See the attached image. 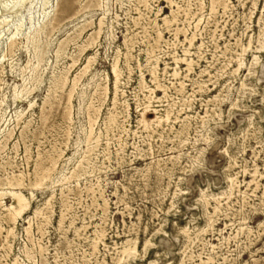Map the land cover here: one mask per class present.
Masks as SVG:
<instances>
[{"label":"rangeland","instance_id":"1","mask_svg":"<svg viewBox=\"0 0 264 264\" xmlns=\"http://www.w3.org/2000/svg\"><path fill=\"white\" fill-rule=\"evenodd\" d=\"M17 1L0 0L8 19L0 28V178L14 171L29 183L52 169L48 187L33 197L23 189L32 209L15 235L0 207V264H264V0H26L12 14ZM103 16L96 43L78 53ZM11 36L20 42L13 53ZM91 56L69 103L71 80ZM66 70V87H56ZM148 95V118L173 105L157 131L141 122ZM91 117L100 138L88 143ZM88 146L85 173L72 176ZM53 192L51 217L36 216ZM128 240L136 253L124 255Z\"/></svg>","mask_w":264,"mask_h":264},{"label":"bare ground","instance_id":"2","mask_svg":"<svg viewBox=\"0 0 264 264\" xmlns=\"http://www.w3.org/2000/svg\"><path fill=\"white\" fill-rule=\"evenodd\" d=\"M3 1V0H2ZM6 1V0H5ZM13 1V0H12ZM25 1L26 0H18L15 4L16 5H11L9 8H7L8 9V11H12V14L14 13V12H17V11H19L20 9V7L25 3ZM59 1V0H58ZM90 1V0H89ZM217 1H219V3H222L221 1H223V0H212V3L214 4L215 2H217ZM45 2V1H44ZM48 2V1H47ZM64 2V1H63ZM66 2V1H65ZM59 3V2H58ZM57 3V4H58ZM70 3V2H69ZM225 3H227V2H225ZM11 4V3H10ZM46 4V3H45ZM2 5V4H1ZM79 5V4H78ZM92 5H94V4H92ZM215 5H216V3H215ZM87 6V5H86ZM85 6V7H86ZM101 7V4L99 3V2H96V7ZM218 6V5H217ZM222 6V5H221ZM6 7V6H5ZM57 7V6H56ZM67 7V6H66ZM224 7V6H223ZM71 8V7H70ZM229 8V7H228ZM103 9V8H102ZM224 9V8H223ZM5 10V9H4ZM189 10V9H188ZM14 11V12H13ZM105 11V10H104ZM175 11V10H174ZM7 12V11H6ZM48 12V11H47ZM56 12V11H55ZM4 13V12H3ZM157 14V13H156ZM55 14H53V16H54ZM46 16H47V14H46ZM51 16V15H50ZM168 16V15H167ZM1 18H0V28L5 24V23H7L8 22V19L6 18V15H5V13H4V15H1L0 16ZM166 17V16H165ZM172 17V16H171ZM44 18H45V16H44ZM165 19V18H164ZM169 19V18H168ZM45 20H46V18H45ZM165 21V20H164ZM47 22V21H46ZM46 22H44L43 23V25L45 26L46 25ZM49 22V21H48ZM153 22V21H152ZM20 23V22H19ZM18 23V24H19ZM171 23V22H170ZM104 24H105V21H104V16L103 17H101L100 18V20H99V23H98V27L96 28V29H94L87 37H86V39H85V43L84 44H81V45H78L77 44V47H79L80 49L78 50L79 52L78 53H82V52H84V50L86 49V48H88V47H90L91 45H93V44H95L96 43V41H97V39L99 38V36L101 35V32H102V30H103V26H104ZM169 24V23H168ZM49 25H51L50 23H49ZM85 25V24H84ZM90 25V24H89ZM42 26V25H41ZM86 26V25H85ZM111 26V25H110ZM49 27V26H48ZM81 27H84V26H81ZM80 27V29H79V32L78 33H74L73 35H71V36H69V37H67L64 41H61V43L59 44V47H58V49L56 50V54L55 55H57V57H59L61 54H63L64 53V50H65V46L68 44V43H70V42H77L76 41V39L77 38H79V36H80V34H81V31H84L83 30V28H81ZM16 28V27H15ZM42 28V27H41ZM179 28V27H178ZM43 30V29H42ZM41 30V31H42ZM183 30V29H182ZM181 30V31H182ZM17 31V30H16ZM38 31V30H37ZM76 31V30H75ZM35 33H36V31H35ZM159 35V34H158ZM15 36H17V35H15ZM15 36H11L10 38H9V42H8V48H9V50H10V53H13L14 51H15V49L19 46V43L20 42H18L17 41V37L15 38ZM34 36H35V34H34ZM40 36V35H39ZM38 36V37H39ZM177 36V35H176ZM187 36V35H186ZM81 37V36H80ZM192 38V37H191ZM31 39V38H30ZM34 39V38H33ZM153 40H155V39H153ZM33 41V40H32ZM35 41H37V38L35 39ZM156 41V40H155ZM127 43V42H126ZM71 44V43H70ZM33 49V48H32ZM41 49V48H40ZM228 49V48H227ZM42 50V49H41ZM44 50V49H43ZM186 50V49H185ZM188 50V49H187ZM151 51H152V49H151ZM155 51V50H154ZM224 51V50H223ZM39 52H41L40 50H39ZM38 52V53H39ZM199 52V51H198ZM129 53V52H128ZM152 53V52H151ZM66 54V53H65ZM36 55V54H35ZM186 55V54H185ZM40 56V55H39ZM76 56V55H75ZM73 57V64H75L76 63V61H77V56L76 57ZM154 56V55H153ZM42 57V56H41ZM38 58V57H37ZM40 58V57H39ZM158 58V57H157ZM43 59V58H42ZM129 59V58H128ZM182 59V58H181ZM93 60H94V56H91V57H89L88 58V62H87V64L84 66V68H83V71H81V74H78V75H75V77L71 80V82H72V86H71V88H70V90H69V103H70V100H71V98H73L72 96H73V92L75 93V89H76V86H77V82L80 80V78L82 77V74H84V73H86L87 71H88V69L90 68V66H91V63L93 62ZM151 60V59H150ZM154 60H156V59H154ZM38 61V60H37ZM127 61V60H126ZM149 61V60H148ZM159 61V60H158ZM192 61H193V59H192ZM192 61H187V63H188V65L190 66L191 64H192ZM39 62V61H38ZM31 63V62H30ZM30 63H27V66H26V68H24L23 69V74H24V71L25 70H27V68L29 67V65H30ZM229 63H230V61H229ZM39 65V64H38ZM38 65H36V66H34L33 68H32V71H34L35 72V70L37 69V67H38ZM241 67V66H240ZM153 68V67H152ZM175 71V70H174ZM204 71V70H203ZM3 72V71H2ZM112 72H113V75H114V77H115V79H114V87H115V91H118L117 89H118V83H119V80H120V69H119V66H118V62L116 61L114 64H113V66H112ZM168 72V71H167ZM26 74V73H25ZM152 74V73H151ZM177 74V73H176ZM37 75V74H36ZM159 75V74H158ZM152 76V75H151ZM153 76H154V78H152L153 80L152 81H154V79H155V81H156V84H155V86L157 85V87L160 89H163L164 91H166V88L167 87H165L164 85H162L158 80H157V78L158 77H156L157 75L155 74V72H153ZM26 77V76H25ZM179 79V78H178ZM39 80V79H38ZM38 80H37V82H38ZM54 80V79H53ZM55 80H56V78H55ZM54 80V81H55ZM25 81V80H24ZM68 81H69V77H68V71L66 70V72H64L63 74H61L60 76H59V78L57 79V83H55L56 84V87H59L60 86V88L61 89H64L65 87H66V85H67V83H68ZM40 82V81H39ZM181 82V81H180ZM1 83H2V80H1ZM52 83V85H53V82H51ZM97 84V83H96ZM100 84V83H99ZM98 84V85H99ZM143 85V84H142ZM95 86V85H94ZM108 86V85H107ZM106 85L104 86V88H103V93L102 94H104V95H107V93H108V87H107ZM144 86V85H143ZM54 87H55V85H54ZM55 87V88H56ZM103 87V86H102ZM174 87V86H173ZM200 87V86H199ZM59 88V89H60ZM182 88L183 87H181V90H182ZM57 89V88H56ZM155 89V88H154ZM179 90H180V88H178ZM148 90V89H147ZM198 90V89H197ZM56 91H58V90H56ZM62 91H64V90H62ZM100 91V90H99ZM102 91V90H101ZM100 91V92H101ZM150 91H152V89L150 90ZM183 91H185V90H183ZM98 92V91H97ZM97 92H96V94H97ZM176 92V91H175ZM178 92V91H177ZM50 93V92H49ZM57 93V92H56ZM94 93V92H93ZM117 93V92H116ZM115 93V94H116ZM81 94H83V93H81ZM114 94V95H115ZM166 94V93H165ZM50 95V94H49ZM94 95V94H93ZM101 95V94H100ZM99 95V96H100ZM67 96H68V94H67ZM164 96V95H163ZM190 96V95H189ZM80 97H82V96H80ZM104 97V96H103ZM57 98V97H56ZM68 98V97H67ZM94 98V97H93ZM112 98V97H111ZM116 96H114V102L116 101ZM119 98V97H118ZM117 98V99H118ZM183 98V97H182ZM81 99V98H80ZM96 99V98H95ZM101 99V98H100ZM105 99V98H104ZM146 99H148V103L144 106V108H143V111H142V113H141V115H142V117H141V122H143L147 127H151L152 128V125L154 124H156V125H160L162 122H168V120L170 119V117H171V113H172V106L173 105H171L170 106V108L169 109H167L166 110V112L164 113V114H158L157 113V111H156V114H155V116H153V117H151V118H148L147 117V112H148V109H149V107H150V100H151V97L148 95V98H146ZM49 100V99H48ZM54 100V99H53ZM154 100V99H153ZM190 100V99H189ZM92 101H94V100H92ZM99 101V100H98ZM103 101V100H102ZM183 101H184V99H183ZM122 102V101H121ZM152 102V101H151ZM190 102V101H189ZM101 103H103V102H101ZM127 103V102H126ZM94 104V103H93ZM99 104V103H98ZM97 104V105H98ZM112 104V103H111ZM121 104V103H120ZM96 105V104H95ZM66 106H67V104H66ZM126 106V105H125ZM69 107V106H68ZM68 107H66V108H68ZM114 107V106H113ZM65 108V107H64ZM98 108H99V106H98ZM98 108L96 109L97 111H98ZM188 108V107H187ZM46 109V108H45ZM90 109H92V108H90ZM116 109V108H115ZM214 110V109H213ZM3 111V110H2ZM44 111V110H43ZM67 111V110H66ZM114 111V110H113ZM116 111V110H115ZM118 111V110H117ZM116 111V112H117ZM100 112V111H99ZM128 112V111H127ZM2 113V112H1ZM62 113V112H61ZM112 113V112H111ZM94 114H95V112H94ZM118 114V113H117ZM1 115V114H0ZM90 115V114H89ZM127 115H128V113H127ZM19 116V115H18ZM98 116V115H97ZM97 116H95V117H97ZM108 116V115H107ZM111 116H113V115H111ZM69 117V116H68ZM118 117H119V115H118ZM118 117H116L117 119H118ZM2 119V118H1ZM0 119V120H1ZM72 119V118H71ZM113 120H114V118H112ZM127 119V118H126ZM69 120V119H68ZM109 120H111V119H109ZM172 120V119H171ZM190 121V120H189ZM109 122H111V121H109ZM95 123H96V119H93L92 117H91V120H90V131H89V134L87 135V137L85 138V139H87V142L88 143H90L91 141H99V138H100V135H95V133H94V125H95ZM123 123V122H122ZM110 124H112V123H110ZM29 125V124H28ZM184 125V124H183ZM187 125V124H186ZM26 126V125H25ZM118 126V125H117ZM121 126V125H120ZM122 126H123V124H122ZM124 126H126V125H124ZM162 126V125H161ZM168 126V125H167ZM189 126V125H188ZM8 127V126H7ZM27 128V127H26ZM26 128H24V129H26ZM23 129V128H22ZM118 129V128H117ZM122 129V128H121ZM148 129V128H147ZM150 129V128H149ZM153 129V128H152ZM157 129V128H156ZM156 129H153V130H156ZM183 129V128H182ZM105 130V129H104ZM164 130V129H163ZM162 130V131H163ZM170 130V129H169ZM180 130H181V128H180ZM188 130V129H187ZM3 131H5V130H3ZM10 132H11V130H9ZM22 131V130H21ZM29 131V130H28ZM120 131V130H119ZM127 131V130H126ZM157 131V130H156ZM155 131V132H156ZM176 131H178V130H175V132ZM24 132V131H23ZM7 133V132H6ZM22 133V132H21ZM128 133V132H127ZM126 133V134H127ZM153 133V132H152ZM162 133V132H161ZM180 133V132H179ZM182 133H184V132H182ZM181 133V134H182ZM120 134V133H119ZM123 134V133H122ZM160 134V133H159ZM1 135H2V133H1ZM5 135V134H4ZM23 135V134H22ZM26 135V134H25ZM183 136V135H182ZM1 137V136H0ZM3 137V136H2ZM5 137V136H4ZM23 137V136H22ZM78 138V137H77ZM103 138V137H102ZM122 138V137H121ZM9 139V138H8ZM187 139V138H186ZM1 140V139H0ZM6 140V139H5ZM4 141V140H3ZM119 141V140H118ZM148 142V141H147ZM7 143V142H6ZM79 143V142H78ZM77 143V144H78ZM96 143V142H95ZM85 144V143H84ZM182 144V143H181ZM187 144V143H186ZM4 144L2 143V146H3ZM94 145H96V144H94ZM78 146V145H77ZM118 146V145H117ZM0 148H1V146H0ZM79 148V147H78ZM118 148H120V147H118ZM157 148V147H156ZM6 150V149H5ZM93 150V146H92V148L91 147H89L88 146V148H87V150L86 151H84L83 152V154H82V152L81 151H79V152H81L80 154L79 153H77V154H79V158L77 159V164L76 165H74L73 167H71V174H72V176H77V178H80V176L81 175H83L84 173H85V170H86V166L84 165V161L85 162H88V160H89V158H90V155H91V152H93L92 151ZM55 151V150H54ZM60 151V150H59ZM109 151V150H108ZM56 152V151H55ZM123 152V151H122ZM5 153V152H4ZM52 153V152H51ZM104 153H105V151H104ZM109 153H110V151H109ZM106 154V153H105ZM111 154V153H110ZM115 154H116V152H115ZM1 155V154H0ZM5 155V154H4ZM40 155V154H39ZM55 155V154H54ZM61 155V154H60ZM49 156H51V155H48V157ZM105 156V155H104ZM107 156V155H106ZM41 157V156H40ZM57 157H58V155H57ZM176 157V156H175ZM5 158V157H4ZM42 158V157H41ZM55 158V157H54ZM111 158V156L109 157V159ZM10 159H11V157H10ZM36 159H38V158H36ZM51 159V158H50ZM56 159V158H55ZM4 160V159H3ZM7 160H8V158H7ZM6 160V161H7ZM47 159H45V161H46ZM49 160V159H48ZM36 161V160H35ZM55 161V160H54ZM90 161V160H89ZM158 161V160H157ZM3 162V161H2ZM14 162V161H13ZM58 163V162H57ZM44 164H45V162H44ZM47 164V163H46ZM45 164V165H46ZM7 165H12V163L11 162H7ZM41 165V164H40ZM51 165L54 167L55 166V163H51ZM50 165V166H51ZM156 165V164H155ZM4 166V165H3ZM43 166V165H42ZM157 166V165H156ZM37 167V166H36ZM45 167V166H44ZM149 168V167H148ZM41 169V168H40ZM51 169H52V167H47V168H44L41 172H38V171H36V172H34L35 173V176H34V180H30V182L29 183H27V182H25V180H24V176H23V174L22 173H14V171L13 172H8L7 171V175H5V176H3L2 178H0V207H2L5 211H6V216H7V218H8V221H10V222H12V224L14 225L13 227H11L9 230H8V228H7V230H8V233H12V234H14L15 235V225H16V222H17V220L20 218V217H22L23 215H24V213L25 212H27V211H29V210H31L32 209V205H31V200H30V198H28V196H26L25 195V193L23 192V189H29L30 191H31V195H32V197L34 196V193H33V190H34V188L36 189V188H43V187H48V185L49 184H47V182H46V180L47 179H50V172H51ZM94 169V168H93ZM96 169V168H95ZM2 170V169H1ZM68 170V169H67ZM70 170H69V172H70ZM98 170V169H97ZM20 171V170H19ZM94 171V170H93ZM53 172V171H52ZM258 172V171H257ZM253 173V172H252ZM6 174V173H5ZM61 174V173H60ZM64 174V173H63ZM63 174H61V176H62V180L64 181V180H66V179H68V177L69 176H67V175H63ZM68 174V173H67ZM73 174H75V175H73ZM34 175V174H33ZM161 175V174H160ZM253 175V174H252ZM258 175V174H257ZM27 176V175H26ZM256 176V175H255ZM26 178V177H25ZM76 178V179H77ZM256 178V177H255ZM53 179V178H52ZM160 179V178H159ZM56 180L57 181H55V182H52L51 184H50V187L53 189V188H55V183H57L58 182V178H56ZM234 178H233V176L231 177V176H228V181L229 182H231V185H229V188H232V186H233V184H234ZM49 181V180H48ZM62 181V182H63ZM67 182V181H66ZM250 183V182H249ZM145 185V184H144ZM236 185V184H235ZM66 186H64V188H65ZM68 187V186H67ZM71 188V187H70ZM101 189V188H100ZM233 189V188H232ZM95 190V189H94ZM240 191V190H239ZM242 192V191H241ZM64 193V192H63ZM230 193V192H229ZM232 193V192H231ZM239 193V192H238ZM5 196H8V197H10L11 199V202H9V204H7V203H5V201L3 200V198H5ZM53 197H54V192L51 194V196H50V198H48L45 202H44V204H43V206L42 207H39V208H37V209H34L33 210V212L35 213V215L37 216V215H42L45 219H48L49 217H51V215H52V213H53V206H52V199H53ZM98 197V196H97ZM243 198H244V196H243ZM32 199V198H31ZM65 201V200H64ZM100 204V203H99ZM105 204L107 205V202L105 201ZM37 207V206H36ZM68 207V206H67ZM216 209V208H215ZM45 210H47L48 212H50V216L49 215H46V212H45ZM62 211H64V210H62ZM3 214V213H2ZM6 218V217H5ZM61 219H60V221H59V223L61 224L63 221H64V219H65V214L64 213H62L61 214V217H60ZM31 219V218H30ZM29 219V220H30ZM210 220V219H209ZM43 221V220H42ZM30 223V222H29ZM44 223V222H43ZM31 224V223H30ZM30 228H31V225H29V226H27L26 228H25V230H26V232H27V234H29V232H30ZM102 229V228H101ZM103 232V231H102ZM96 236V235H95ZM101 237V236H100ZM97 240V239H96ZM12 241V240H11ZM99 242V241H98ZM135 242V241H134ZM11 243V242H10ZM35 243V242H34ZM97 243V242H96ZM91 246V245H90ZM44 247V246H43ZM93 247V246H92ZM137 249V247H136V243H132L131 241H127L126 242V244L123 246V248H122V252L121 253H123L124 255L125 254H130V253H134L135 252V250ZM5 251V250H4ZM93 251V250H92ZM136 253V252H135ZM6 254V253H5ZM33 254H34V249L33 248H28V249H26V252H25V255L28 257V259H30V261H31V258L33 257ZM41 254V253H40ZM92 254H93V252H92ZM16 256H18V255H16ZM7 257V256H6ZM15 259V258H14ZM19 259V258H18ZM118 261V260H117ZM23 263V262H22ZM11 264V263H10ZM12 264H19L18 263V261L17 260H15V261H13L12 262ZM25 264V263H24Z\"/></svg>","mask_w":264,"mask_h":264}]
</instances>
